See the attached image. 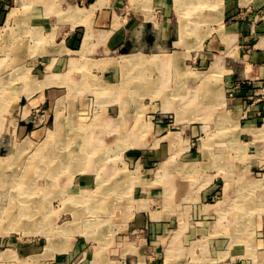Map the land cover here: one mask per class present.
Instances as JSON below:
<instances>
[{
    "label": "crops",
    "instance_id": "obj_1",
    "mask_svg": "<svg viewBox=\"0 0 264 264\" xmlns=\"http://www.w3.org/2000/svg\"><path fill=\"white\" fill-rule=\"evenodd\" d=\"M31 3L28 20L41 32L47 31L50 41L58 42L44 55L43 74L34 90L26 86L27 95L21 100L32 109L41 108L44 102L74 104L76 119H95L90 121L97 126L89 144L93 150L120 145L126 148L123 164L141 166L135 172L102 175L95 170L97 161L93 159L89 161L93 168L72 180L87 189L104 181L108 204L99 213L112 216L100 229L88 232L97 239L77 230L66 252L64 246L58 249L46 237L30 239L25 245L8 244L12 249L1 254L0 264H177L176 260L168 263L165 259L166 241L186 225L192 226V217L182 214L196 205L209 210L210 205L201 203L211 199L219 202L224 189L220 188L219 169H184L201 164L190 145L184 152H172L176 142L169 139L173 133L167 125L169 117H174L171 127H178L175 133L181 135L183 146L196 138L190 134L195 128L192 118L204 119L206 112L210 115L219 111V125H244L243 134L252 137L251 149L263 158L252 160L248 166L250 179L245 186L235 182L234 188L245 191L260 184L264 187V176L259 181L255 176L257 167L264 169V118L259 116L264 112V0ZM215 68L225 70L221 76L227 89L219 86L218 79L215 81ZM242 82H248L258 95L253 100L245 96L226 101L224 92ZM139 117L147 121L144 128ZM50 118L57 128L59 114L53 111ZM261 120V127H257ZM136 126L138 134L145 129V137L124 140L133 137L129 134H134ZM99 133L107 146L99 143L102 139L95 136ZM229 140L233 141L234 135L218 139L221 143ZM168 161L173 162L161 169ZM202 215L199 220L206 226L192 229L189 239L213 233L220 239L228 237L215 226L213 217ZM56 230L65 233L67 228ZM195 256L204 257L205 264H215L211 251Z\"/></svg>",
    "mask_w": 264,
    "mask_h": 264
},
{
    "label": "rangeland",
    "instance_id": "obj_2",
    "mask_svg": "<svg viewBox=\"0 0 264 264\" xmlns=\"http://www.w3.org/2000/svg\"><path fill=\"white\" fill-rule=\"evenodd\" d=\"M31 6V0H0V179L4 181H2L3 183L0 181V259L3 258L1 254L6 249H12L8 244L25 245L28 240L33 238L42 240L43 237H46L48 241L52 239L53 246L57 245L58 249H61L60 246H64L65 252L70 250L71 244L74 243V232L77 230L80 233L83 232L89 239H97L95 236L89 235L88 230L97 231L112 216L107 212L99 213L97 211L108 204L105 203L107 197L104 196V181L95 182L93 188L87 189V187H80L79 183L72 180L77 176L82 177L92 169L93 166L89 165V161L93 159L97 161L95 170L102 175L110 172L117 174L135 172L141 166L139 163L133 168L128 164L124 165L122 159L125 156L123 152L126 148L120 145L93 150L89 144H92L91 137H93L97 126L93 123L90 125V121L95 119H86L87 121L76 119L74 104L44 102L41 108L32 109L31 105L28 106L21 100V97L27 95L25 94L26 86L29 91L34 90L39 75L43 74V57L48 53L50 45H55L58 42L55 39L50 41L47 31L41 32L35 24H32L31 20H28L32 12ZM223 70L215 68L214 76H217L215 81L219 80V86L224 90L228 87L226 80L224 82L222 80L221 74L225 73ZM22 91L23 93H21ZM224 98L226 101L229 98L227 91L224 92ZM53 111L61 118L57 128L56 123L53 124L52 118H50ZM211 112L210 115L206 112L204 119H199L196 116L192 118L191 122L194 125L191 126L195 128L190 129V134L196 138L191 139L186 146H183L182 142L180 143L181 135L175 133L179 131L178 127L173 129L171 127L174 117L168 118L167 125L171 129L169 132L173 131L169 139L172 138L173 142H176L172 144V152H184L190 145L192 152L198 156L196 161L201 164H191L185 166L184 169L190 167L219 169L220 188L224 190L221 191L219 202H217L218 199L214 201L211 199L201 203L210 205L209 210L204 211L202 208H198V205L185 210V214L182 215L192 217L193 224L191 225L193 227L186 225L183 227V231L174 233L167 239L166 244L169 245L165 259L167 262L176 260L177 264L187 262V264H205L204 257L200 259L195 254L211 251L215 264H229V262L264 264V192H261L264 187L260 184V187L248 188L245 191L234 188L235 182L239 183L237 185L245 186L244 182L250 179L248 166L252 164V160L259 161L263 157H258V154L251 149L250 139L252 137L243 134L245 132L244 125H237L233 122L227 123V126L219 125L217 121L219 111ZM139 120L142 124L141 128H144L146 119L139 117ZM88 122L89 126L86 125ZM262 122L263 120L257 127H261ZM136 128L139 126L135 127L134 134H129L133 137L124 140H134L139 136L144 138L147 134L145 129L142 134H138ZM52 131L56 133L53 134ZM230 134L234 135L233 141L229 140L225 143L218 141ZM95 136L102 139L100 144L108 145L103 142L104 138L100 133ZM210 138H212L211 141ZM178 144L180 146L177 148ZM88 146L90 148H87ZM47 155L57 162L56 166L59 167L65 163V167L60 166L61 169L51 167L45 161ZM102 162L105 163L102 164ZM172 162L168 161L160 168H166V165ZM10 166L12 167L10 168ZM257 169L255 176L259 181L264 176V169L261 170L258 167ZM24 172L27 176L22 175ZM19 183L31 187L30 193L26 196L30 200H26L23 204L29 205L31 200L34 201L38 205V210L35 212L38 215L30 216L33 208L30 210V206L21 204L20 199L25 197L22 194L25 187ZM161 184L164 185L163 179ZM31 190L34 193H31ZM99 193L101 195H98ZM109 200L112 201V199ZM126 200L129 201V196ZM9 201L11 202L9 203ZM96 201H100V204ZM14 205L18 209L12 213L10 209L14 208ZM22 210L28 211V217L24 216ZM202 214L213 217L217 221L215 226L223 229V235L229 234L228 237L220 239L217 237L218 233H213L206 238H193L192 236L189 239L190 234L188 233L192 229L206 226L201 223L202 220H199V217L203 216ZM32 221L34 224H31ZM219 224L222 227H219ZM62 226L65 228L68 226L65 233L56 230ZM178 237H181L180 244H178ZM12 240L17 242L12 243ZM174 247H178V249H174Z\"/></svg>",
    "mask_w": 264,
    "mask_h": 264
},
{
    "label": "bare ground",
    "instance_id": "obj_3",
    "mask_svg": "<svg viewBox=\"0 0 264 264\" xmlns=\"http://www.w3.org/2000/svg\"><path fill=\"white\" fill-rule=\"evenodd\" d=\"M185 1H186V0H185ZM188 1H189V0H188ZM201 1H202V0H201ZM206 1H207V0H206ZM196 3H197V2H196ZM182 4H184V1H183ZM188 6H189V4H188ZM182 7H183V6H182ZM190 7H191V6H190ZM70 13H71V12H70ZM76 13H77V12H76ZM75 15H76V14H75ZM16 25H17V24H16ZM22 30H23V29H22ZM20 31H21V30H20ZM18 36H19V35H18ZM2 39H4V38H2ZM199 41H200V39H199ZM28 45H29V44H28ZM37 45H38V44H37ZM37 45H36V46H37ZM28 48H29V47H28ZM2 51H3V50H2ZM129 60H130V59H129ZM128 62H129V61H128ZM190 73H192V72H190ZM191 75H192V74H191ZM194 77H195V76H194ZM29 80H30V79H29ZM30 81H31V80H30ZM155 90H156V89H155ZM159 90H160V89H159ZM159 92H161V90H160ZM60 102H61V100H60ZM166 103H167V102H166ZM166 103H165V104H166ZM166 105H167V104H166ZM57 107H58V106H57ZM63 108H64V107H63ZM60 109H61V108H60ZM60 111H61V110H60ZM60 113H61V112H60ZM59 116H60V115H59ZM57 119H58V118H57ZM56 121H57V120H56ZM59 124H60V122H57V125H58V126H59ZM61 124H62V122H61ZM148 128H149V127H148ZM262 129L264 130V128H262ZM52 132H53V131H52ZM55 133H56V132H53V134H55ZM48 136H49V135H48ZM48 136H46V137H48ZM68 137H69V136H68ZM52 138H55V137H52ZM58 138H59V137H58ZM69 139H70V138H69ZM67 142H68V141H67ZM69 142H70V141H69ZM91 146H93V145H91ZM45 149H46V148H45ZM68 154H69V153H68ZM46 157H47V159H46L45 161H46V163L49 164L51 167H53V168H55V169H59L60 166L63 167V168L65 167V166H64L65 163L62 165V164H61V161H60V164H61V165H59V167H58V166H56V163H57V162H54V160L52 159V157L49 156L50 159H49L48 155H47ZM46 157H45V158H46ZM73 158H74V157H73ZM55 159H56V158H55ZM69 159H72V158L69 157ZM17 160H18V159H17ZM72 160H73V159H72ZM46 163H45V164H46ZM58 163H59V162H58ZM162 166H163V165H162ZM11 167H12V166H10V168H11ZM85 167H87V166L85 165ZM63 168H62V169H63ZM18 169H19V168H18ZM60 169H61V168H60ZM84 169H85V168H84ZM13 170H14V169H13ZM19 170H20V169H19ZM22 171H23V170H22ZM22 171H21V172H22ZM21 172H20V173H21ZM11 174H12V173H11ZM22 175L27 176L25 172H24ZM16 176H17V175H16ZM5 177H6V176H5ZM13 177H14V176H13ZM100 177H101V176H100ZM8 178H9V177H8ZM24 178H28V177H24ZM14 179H15V178H14ZM12 180H13V179H12ZM25 180H26V179H25ZM25 180H24V182H25ZM0 181L2 182L3 180L0 179ZM22 181H23V179H22ZM3 182H4V181H3ZM3 182H2V183H3ZM25 183H26V182H25ZM1 185H2V184H1ZM19 185H22V186L25 187V188L22 190V194H24L25 197L20 199L21 204H23V202H26V200H28V201L30 200V198H29V197H26V196H28V194L30 193V188H31V187L27 186V184H24V183H19ZM0 187H1V186H0ZM31 191H32V190H31ZM37 192H38V191H37ZM37 192H36V193H37ZM100 192H101V191H100ZM20 193H21V192H20ZM31 193H34V191H32ZM18 194H19V193H18ZM38 194H39V193H38ZM41 197H42V193H41ZM11 198H12V197H11ZM11 198H10V199H11ZM14 198H15V197H14ZM16 198H17V197H16ZM38 198H39V197H38ZM36 199H37V198H36ZM11 201H13V200H11ZM11 201H9V203H10ZM15 201H16V200H15ZM40 201H41V200H40ZM86 201H87V200H86ZM72 202H73V201H72ZM83 202H84V201H83ZM96 202H97V201H96ZM90 203H91V202H90ZM97 203L100 204V201L97 202ZM24 204L27 205V206H30V208H29L30 210H31V208H33V211H34V212L32 211L31 213H33V214L30 213V216H32V215H35V216L38 215V214L35 213L36 210H38V207H37L38 205L35 204L34 201L31 200V201L29 202V205L26 204V203H24ZM24 204H23V205H24ZM0 205H1V204H0ZM4 205H5V204H4ZM76 205H77V204H76ZM85 205H86V204H85ZM92 206H93V205H92ZM11 207H12V205H11ZM11 207H10V208H11ZM14 208H15V209H14ZM14 208H11V209H10V212L15 213V210L18 209V208H17L15 205H14ZM90 208H91V207H90ZM5 209H7V208L5 207ZM22 209H23V208H22ZM41 209H42V207H41ZM94 209H95V206H94ZM98 209H99V208H98ZM43 210H44V209H43ZM90 210H91V209H90ZM101 210H102V209H101ZM8 211H9V210H8ZM19 211H20V210H18V212H19ZM98 211H99V210H98ZM4 212H5V211H4ZM21 212L25 214L24 216H27V213H28L27 210H26V211L22 210ZM7 213H8V212H7ZM19 213H20V212H19ZM22 213H21V216H22ZM44 213H45V212H44ZM10 216H11V215H10ZM16 216H17V215H16ZM30 216H29V217H30ZM39 216H40V215H39ZM27 217H28V216H27ZM44 217H46V216H44ZM12 218H15V217H12ZM30 218H31V217H30ZM30 218H29V219H30ZM75 218H76V217H75ZM21 219H22V218H21ZM42 219H43V218H42ZM14 221H16V220H14ZM37 221H38V220H37ZM9 222H10V221H9ZM16 222H17V221H16ZM43 222H45V221H43ZM12 223H13V222H12ZM12 223H10V224H12ZM8 224H9V223H8ZM16 224H17V223H16ZM19 224H20V223H19ZM31 224H34V222L32 221ZM41 224H42V223H41ZM70 225H71V224H70ZM79 225H80V224H79ZM11 226H12V225H11ZM24 226H25V225H24ZM14 227H17V226H14ZM32 227H33V226H32ZM36 228H37V227H36ZM67 228H68V226H67ZM10 229H11V228H10ZM12 229H14V228H12ZM27 230H28V229H27ZM72 230H74V229H72ZM23 231H24V230H23ZM23 231H22V232H23ZM19 232H21V231H19ZM88 232H89V230H88ZM23 233H24V232H23ZM10 254H12V253H10ZM10 256H11V255H10ZM15 257H16V256H15Z\"/></svg>",
    "mask_w": 264,
    "mask_h": 264
},
{
    "label": "built area",
    "instance_id": "obj_4",
    "mask_svg": "<svg viewBox=\"0 0 264 264\" xmlns=\"http://www.w3.org/2000/svg\"><path fill=\"white\" fill-rule=\"evenodd\" d=\"M252 89L253 88L251 87V85H249L248 82H242V83H238V85H236L233 89H229L228 94H229V97L231 98L249 96V99L253 100L254 97H256L258 94L252 91ZM249 93L252 95L250 96ZM259 116L261 119H263L264 112H261Z\"/></svg>",
    "mask_w": 264,
    "mask_h": 264
}]
</instances>
